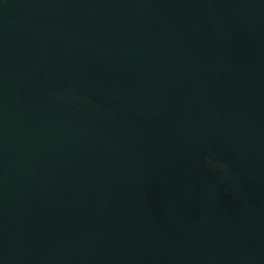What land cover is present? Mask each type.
<instances>
[{
    "label": "water",
    "instance_id": "obj_1",
    "mask_svg": "<svg viewBox=\"0 0 264 264\" xmlns=\"http://www.w3.org/2000/svg\"><path fill=\"white\" fill-rule=\"evenodd\" d=\"M0 264H264V0H0Z\"/></svg>",
    "mask_w": 264,
    "mask_h": 264
}]
</instances>
